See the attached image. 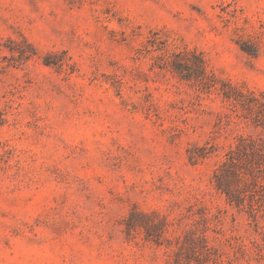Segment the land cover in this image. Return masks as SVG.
Returning <instances> with one entry per match:
<instances>
[{
  "label": "rangeland",
  "instance_id": "374dc122",
  "mask_svg": "<svg viewBox=\"0 0 264 264\" xmlns=\"http://www.w3.org/2000/svg\"><path fill=\"white\" fill-rule=\"evenodd\" d=\"M0 264H264V0H0Z\"/></svg>",
  "mask_w": 264,
  "mask_h": 264
}]
</instances>
